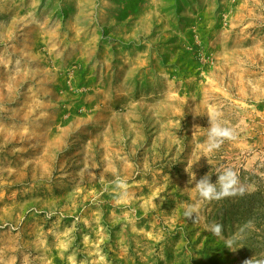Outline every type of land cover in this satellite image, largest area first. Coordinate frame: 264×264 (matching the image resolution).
I'll use <instances>...</instances> for the list:
<instances>
[{
	"label": "rangeland",
	"instance_id": "374dc122",
	"mask_svg": "<svg viewBox=\"0 0 264 264\" xmlns=\"http://www.w3.org/2000/svg\"><path fill=\"white\" fill-rule=\"evenodd\" d=\"M221 167L264 185V0H0V264H245L183 216Z\"/></svg>",
	"mask_w": 264,
	"mask_h": 264
},
{
	"label": "clouds",
	"instance_id": "9594fccd",
	"mask_svg": "<svg viewBox=\"0 0 264 264\" xmlns=\"http://www.w3.org/2000/svg\"><path fill=\"white\" fill-rule=\"evenodd\" d=\"M209 118V126L207 127V135L204 141L205 152L211 153L218 150L225 141H231L236 138V130L230 126L225 125L215 112L207 114ZM202 157H207L202 156ZM208 159V158H207ZM213 173V172H212ZM211 174H206L199 180L196 176L191 175L189 183L195 184L194 189L198 193V201L189 204L183 210V216L191 221L193 224L201 222V215L199 211V201H214L220 200L224 197L234 196L236 194L243 195L245 188L241 184L238 172L231 167L218 168L214 173L217 175L215 182L211 180ZM113 185L118 190V199L123 200L128 196L127 181L120 176H116L113 180ZM209 231L214 236H220L222 232V225L220 223H212L207 226ZM245 264H264V259H253L245 261Z\"/></svg>",
	"mask_w": 264,
	"mask_h": 264
},
{
	"label": "trees",
	"instance_id": "16d2710c",
	"mask_svg": "<svg viewBox=\"0 0 264 264\" xmlns=\"http://www.w3.org/2000/svg\"><path fill=\"white\" fill-rule=\"evenodd\" d=\"M255 187L252 192L245 190L243 195L211 201L214 213L222 220L221 234L244 263L254 257L264 259V185Z\"/></svg>",
	"mask_w": 264,
	"mask_h": 264
}]
</instances>
